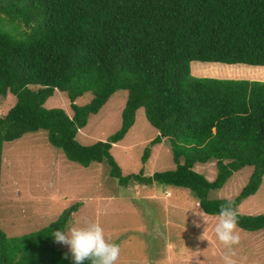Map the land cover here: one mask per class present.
<instances>
[{
  "label": "trees",
  "instance_id": "trees-1",
  "mask_svg": "<svg viewBox=\"0 0 264 264\" xmlns=\"http://www.w3.org/2000/svg\"><path fill=\"white\" fill-rule=\"evenodd\" d=\"M5 20L10 29L0 28V96L15 100L0 116V158L3 142L41 129L68 161H105L119 185L132 180L189 189L206 214L255 193L264 175V80L196 77L189 64L264 66V0H0V23ZM55 90L67 97L70 116L43 107ZM117 90L126 91L119 127L105 140L80 144L78 129ZM85 92L90 99L77 105ZM138 108L157 132L141 161L165 138L174 168L121 173L110 148ZM209 160L212 180L193 170ZM245 166L251 171L237 195L207 198ZM66 211L19 236L0 229V264H73L52 236L65 231ZM237 218L238 228L264 237V214Z\"/></svg>",
  "mask_w": 264,
  "mask_h": 264
},
{
  "label": "rangeland",
  "instance_id": "rangeland-1",
  "mask_svg": "<svg viewBox=\"0 0 264 264\" xmlns=\"http://www.w3.org/2000/svg\"><path fill=\"white\" fill-rule=\"evenodd\" d=\"M0 28L9 30L5 20ZM192 76L264 80V66L191 61ZM91 97L85 92L75 99L77 105ZM125 90L115 91L95 114L87 117L75 139L83 145L105 140L120 123ZM14 96H0V116L14 102ZM68 99L55 90L43 103L45 108H61L71 115ZM157 134L147 122L142 108L135 111L132 126L110 148L123 175L148 176L155 171L174 168L168 141L149 146L146 160L141 161L144 147ZM193 170L207 180L215 175L214 161L195 163ZM251 171L245 166L233 172L218 188L208 191L209 199H231L245 184ZM76 204L75 211L68 208ZM238 214H264V175L254 194L234 207ZM68 215L64 232L73 226L97 222L109 242L121 249L118 264H225L227 251L214 233L218 214H206L197 205L189 189L138 184L119 185L108 175L105 161L87 166L68 161L60 149L50 145L44 130L28 132L3 142L0 158V229L8 237L38 230L58 217ZM240 243L233 247L235 264H264V237L260 230L238 228ZM69 252L67 245L56 244Z\"/></svg>",
  "mask_w": 264,
  "mask_h": 264
},
{
  "label": "clouds",
  "instance_id": "clouds-1",
  "mask_svg": "<svg viewBox=\"0 0 264 264\" xmlns=\"http://www.w3.org/2000/svg\"><path fill=\"white\" fill-rule=\"evenodd\" d=\"M214 233L227 250L223 256L225 264H235L231 256L235 254L233 247L240 243V236L237 213L231 200L220 205ZM52 236L57 243L68 246L73 264H85L86 261L90 264H118L120 260L119 245L105 238L104 230L97 222L73 226L67 232L57 229Z\"/></svg>",
  "mask_w": 264,
  "mask_h": 264
}]
</instances>
